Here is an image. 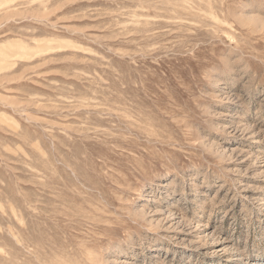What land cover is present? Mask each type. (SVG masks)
<instances>
[{
	"label": "rangeland",
	"instance_id": "374dc122",
	"mask_svg": "<svg viewBox=\"0 0 264 264\" xmlns=\"http://www.w3.org/2000/svg\"><path fill=\"white\" fill-rule=\"evenodd\" d=\"M0 264H264V0H0Z\"/></svg>",
	"mask_w": 264,
	"mask_h": 264
}]
</instances>
